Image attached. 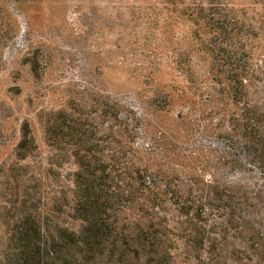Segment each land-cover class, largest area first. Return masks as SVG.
<instances>
[{
	"label": "rangeland",
	"instance_id": "obj_1",
	"mask_svg": "<svg viewBox=\"0 0 264 264\" xmlns=\"http://www.w3.org/2000/svg\"><path fill=\"white\" fill-rule=\"evenodd\" d=\"M79 147L103 264H264V0H0V256Z\"/></svg>",
	"mask_w": 264,
	"mask_h": 264
},
{
	"label": "trees",
	"instance_id": "obj_2",
	"mask_svg": "<svg viewBox=\"0 0 264 264\" xmlns=\"http://www.w3.org/2000/svg\"><path fill=\"white\" fill-rule=\"evenodd\" d=\"M22 137L18 147L20 160L31 156L36 149L28 128L24 129ZM74 157L79 169L74 178L71 202L76 220L80 222L79 230L64 225L51 228L37 211L26 212L9 229L6 251L0 256L1 264H103L107 253L115 252L117 241L110 242L104 235L99 236L108 226L101 227L102 218L96 216L98 199L93 187L90 188L93 181L90 149L79 147Z\"/></svg>",
	"mask_w": 264,
	"mask_h": 264
}]
</instances>
